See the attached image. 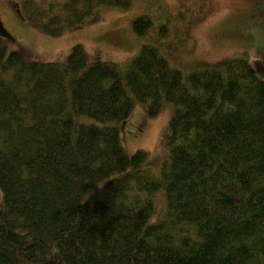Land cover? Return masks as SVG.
I'll list each match as a JSON object with an SVG mask.
<instances>
[{
    "label": "trees",
    "instance_id": "16d2710c",
    "mask_svg": "<svg viewBox=\"0 0 264 264\" xmlns=\"http://www.w3.org/2000/svg\"><path fill=\"white\" fill-rule=\"evenodd\" d=\"M7 1L53 36L139 9L124 60L33 59L0 19V264H264V79L198 58L211 0ZM137 102L171 104L155 151L123 145Z\"/></svg>",
    "mask_w": 264,
    "mask_h": 264
},
{
    "label": "rangeland",
    "instance_id": "374dc122",
    "mask_svg": "<svg viewBox=\"0 0 264 264\" xmlns=\"http://www.w3.org/2000/svg\"><path fill=\"white\" fill-rule=\"evenodd\" d=\"M261 2L211 0V12L199 24L195 34L198 58L243 59L251 65L257 78L264 79V43L258 47V41L262 38L259 31L264 25V10L257 6ZM137 9L107 8L100 20L56 36L29 25L12 10L7 0H0V19L17 41L20 40L30 50H34L35 54L31 55L33 59H63L71 45L80 42L90 60H124L137 48L130 30V20ZM170 111L171 104L164 102L157 114L149 116L144 103H135L120 129L125 150L131 153L136 148L158 149L167 130Z\"/></svg>",
    "mask_w": 264,
    "mask_h": 264
}]
</instances>
